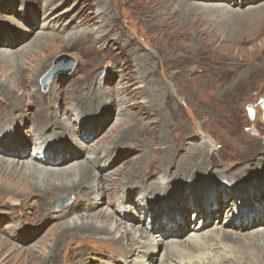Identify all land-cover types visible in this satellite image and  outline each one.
<instances>
[{"label": "rangeland", "instance_id": "374dc122", "mask_svg": "<svg viewBox=\"0 0 264 264\" xmlns=\"http://www.w3.org/2000/svg\"><path fill=\"white\" fill-rule=\"evenodd\" d=\"M148 1L0 0V84H7L11 89V84L21 83L26 90L35 94L32 95L33 99L43 95L41 103H48L46 109L41 110L43 113L58 110L60 104L58 119L67 117L65 121L72 125L73 131L56 138L55 142L51 137L49 139L54 143L63 139L57 149L62 145L72 155L82 148L84 157L94 156L95 149L105 151L108 161L114 160L111 169L105 171L106 183L125 179L133 170L135 177L138 174L144 177L143 168L155 161L152 172L141 182L146 183L144 188L149 189V181L156 180L162 174L175 176L183 168L177 165L189 164L203 157L202 147L194 141L209 140L213 147L209 155H205L203 167L211 164L212 171L201 173L200 170L193 173L191 178L194 176L197 184L203 181L200 187L209 184L214 185L215 190L225 187L223 183L217 185V182L206 177L216 181L237 179L245 170L242 163L261 148L264 149V16L252 18V11L259 7L249 9L264 0H249L248 4L244 0H150L153 4L150 13L147 11ZM226 5H230L233 11L228 13ZM166 20H173L174 23L163 26ZM14 42L18 46L11 47L10 43ZM61 54L68 55L73 62L66 59L62 65L55 67L56 58ZM46 59L49 66L47 63L39 74L40 62ZM71 63L72 67L67 72L66 66ZM253 67L257 71L252 70ZM50 71L54 74L43 89V77ZM35 76L37 81L34 80ZM99 89H104L103 95L99 94ZM12 95L20 98L21 89L15 88ZM99 95L107 102L110 100L112 106L88 112L82 120L74 121L76 116L73 114L77 113V109L72 110L73 105L83 98L82 101H85ZM9 98L0 90V113L13 117L18 112L8 106ZM126 100L136 106L137 115L140 116L138 110L142 108L150 113L149 118L142 121L135 119ZM25 109L31 112L33 107L27 106ZM119 118L122 119L121 124L117 123ZM95 123L99 127L96 126L91 139L78 137V131L75 132L77 127L80 134L88 135ZM29 124L31 122L28 120L21 119L14 127L19 145L11 148L17 150L27 144L28 154L22 156L20 161H30L32 139L38 140L35 134L31 135L32 127ZM117 124L122 130L120 133L116 132ZM121 133L126 135L124 140L118 138ZM192 138L193 141H190ZM113 143H119V146ZM151 156L156 160H152ZM170 162L173 166L166 169ZM218 170L232 171L236 176L216 177L214 175L218 174ZM247 171L252 172V169ZM262 171L264 167L255 169L253 173L261 175ZM3 172H0V264H74L87 250L116 251L119 246L124 249L125 243L134 244L135 239H129L131 236H127L123 244H117L95 235H85L64 239L57 249L53 248L52 244L68 219L58 223V219L47 218V209L52 204L48 200L52 198L51 195L38 198L34 191L18 183L17 175L5 176ZM185 180L179 178V183L183 182L180 193L192 194L190 191L196 187L184 185ZM227 190L225 187L224 191ZM173 192L174 195H171ZM176 193L174 190L169 195H157L158 192H155L153 197L158 206L165 201H171V205L169 208L158 207L155 202H150L148 211L147 208L142 209L137 196L126 201L127 207L124 208L111 206L110 193L103 199L104 204H109V208L114 210L116 218L121 219L123 214L128 213L131 216L125 222L134 220L140 229L156 237V233H160L157 228L177 213ZM121 195L126 197L121 192L115 198ZM96 196L100 197L91 193L90 199H97ZM237 197L226 200L222 209L211 216H201L203 204L190 197L193 200L185 203L187 212L183 221L188 230L178 234L177 239L184 241L190 228L200 222V225L205 224L201 232L208 233L233 220L236 214H241L237 218L240 221H235L239 223L247 220L248 216L244 213L264 207V192L250 204L248 201L244 204ZM11 199L15 202H10ZM74 199L71 193L55 198L53 210L58 211L72 204ZM114 223L115 219L111 218L108 227L111 228ZM250 229L257 228H248L249 232ZM246 231L241 230L242 233ZM18 232L34 237L19 241V238L16 240L9 236ZM114 234L119 235L118 232ZM170 235L173 236L172 233H161L156 239L162 241ZM159 246L160 254L165 252L163 246L169 248L165 244ZM46 252L51 256L47 257ZM138 255L135 250L129 259L137 261ZM248 256L243 264H253V254ZM115 257L110 251L103 261L113 264ZM93 261L102 264L97 259Z\"/></svg>", "mask_w": 264, "mask_h": 264}, {"label": "bare ground", "instance_id": "6f19581e", "mask_svg": "<svg viewBox=\"0 0 264 264\" xmlns=\"http://www.w3.org/2000/svg\"><path fill=\"white\" fill-rule=\"evenodd\" d=\"M244 1L245 3L248 4L249 0H244ZM226 6L230 7V8L226 7L229 10L228 13L233 11L230 5H226ZM223 7L225 6L223 5ZM255 7L257 8L259 7L258 9H260L261 7L263 8L258 10ZM152 8H153V4L149 0L147 11L149 12L150 10H152ZM249 9L257 10V11L251 10L252 11L251 14H254L253 16H250L252 18L257 17L259 15L264 16V1L262 3H259L258 6H254L253 8H249ZM236 13L237 11L235 12V14ZM172 23H174L173 20L171 21L166 20L163 26L167 27ZM10 45L11 47L14 46L16 47L18 46V43L14 42V43H10ZM39 54L40 53H38L37 56ZM47 63H48L47 59L45 61L40 62V68L38 71L39 74L41 71H43V67ZM252 70L257 71V68L253 67ZM36 76L34 80L38 79L36 78ZM11 85L12 87L10 89L7 84H0V90L4 91L7 95L10 96L8 100L9 102L8 106H10L11 109H15L18 112L13 117L8 113L7 114L0 113V116L2 118V122L0 121L1 122L0 123V172L4 171L2 174H4L5 176L17 175L18 183L25 185V187L28 188V190L34 191L35 194H37L38 198L44 197L45 194H50L51 195L50 197L52 198L48 200H50L52 204H50L47 209V211H49L47 218L58 219L59 220L58 223H61L64 220L68 219L67 222H65L63 231H61L60 235L56 238L55 242L52 244L53 248L57 249V246L62 244V240L64 239L67 240L69 237L72 236L84 237L85 235L88 236L95 235L98 238L99 237L105 238L117 244H123L124 239L127 236H131L129 237V239L131 238L135 239L133 245L125 243L126 245L124 244L125 246L124 249L120 248L119 246V248H117L116 251L108 250L109 252L112 251L113 255L116 256L114 258L113 264H157V262H160L159 264H243V262H246L245 259L249 257L248 254H253V258H252L253 261H251L253 264H264V207L263 206L261 208L257 207V210L251 209L248 212L244 213L246 216H248L246 221L237 223L235 221H240L237 218L238 216L240 217L241 214L234 215L233 217L235 218L233 220L232 219L229 220L226 224L224 222L223 224H221L220 227L213 229L211 232H214V234H211V232L206 233L205 231L202 233L201 230L205 229L204 227L205 224L200 225L201 222L199 220L200 224H198L197 226L195 225L194 227L192 226L193 228H190L191 230L187 232L186 237L183 238L184 241H180L177 239L178 234H182L183 231L188 230V226L186 227L185 225L186 223L183 222L185 220L184 213L187 212L186 211L187 206L185 205V203L188 202V200L189 201L190 199L191 200L196 199L197 201L200 200L201 205L203 204L202 209L200 210V214H203L201 216L204 215L211 216L215 212L220 211V209H222L223 205L226 203V200L228 201L230 198H232L231 200L233 199L235 200L234 197L238 196L236 198L237 200L241 202L244 201L245 202L244 204H246L248 201L249 202L248 204H250V202L255 200L260 193L264 192V172L262 171L261 175L260 174L255 175L253 173L255 169L259 170V168L262 169L264 167L263 166L264 149L261 148V151H259L255 155H252L251 157L247 155L249 157L248 161L242 163L244 167L242 169L245 170L244 171L242 170L243 173L241 174V177L237 179L231 181H224V180L216 181L211 177H206L209 180L211 179V181H214L215 183L217 182L216 183L217 185L223 183V185H225V187L229 189V191L227 190V192L224 191L225 187H221L219 189L217 188L215 190L216 187H214V185L211 184L205 187H200V185L204 182L202 181L197 184L198 180H195V178H193L194 176L191 178L193 173H196L197 171L202 170L201 173H209L212 171L211 168L212 166H210L211 164L209 166H206L207 170L205 167H203V164L205 163L204 161L205 155L208 156L209 151H211L213 147V145L209 140L194 141L202 147V150L204 152L202 153L203 157L201 156L197 158L196 161L191 160L193 162L189 164L183 163L181 165H177V167L181 168L183 166V168L180 169V172L175 176L173 175L167 176L166 174L165 175L162 174L160 175V177H157L156 180L154 179L149 181L148 183L149 189L144 188L146 183L141 184V182L143 183V181L147 179V176L152 172L151 171L152 167L156 165L154 163L155 161L149 162L148 165L143 168L144 177L141 174H138V176L135 177L134 175H132L135 172V170H133L131 171V174H129L127 178L125 179L122 178L123 180L118 179L116 181L118 183L116 182L109 183V181L108 183H106L107 175L105 171L111 169L114 160L108 161V158H106L105 151H101V149L96 151L95 149L94 156L87 155L86 157H84L82 155L83 154L82 149L84 148L79 149L78 152H74L75 156L72 155L71 153H68V151L64 150L63 149L64 147L62 145L59 147V149H57V146L63 142V139L58 141L57 143H54L56 138L62 135L64 136V134L73 131L72 125L66 123L65 121L67 117H63L60 120L58 119V112L61 111V105L59 104L58 110L56 109V111L51 110V112L49 111L48 113L47 112L43 113L41 112V110L42 111L45 110L46 107L48 106V103H41V101L44 100L43 95L38 99L35 98L33 99L32 95L35 94L26 90L21 83H16ZM17 87L20 88L22 92L20 98H16L15 96L12 95L13 91ZM56 91L59 95L60 92H58L57 89ZM47 93H49V90ZM103 93H104V89L103 90L99 89V94L103 95ZM82 100L81 101L78 100V102H76V104L73 105L72 107V110L77 109L76 110L77 113L73 114L76 116L74 119V121L76 120V122L78 119L82 120L84 116H87L88 112H94L95 110L98 109L105 110V109H109V106H112V102H109L110 100L107 102L100 95L97 97H90L88 100L85 101ZM130 100L129 101L126 100L127 101L126 103L128 104L127 106L129 108V111H131V114L135 119H139L140 121H142L145 118H149L150 113L148 111L146 112L142 108L138 110L140 112V116L137 115L135 113L136 106L131 105ZM27 106L33 107V110L29 112V110L25 109V107ZM48 109L49 108H47V110ZM81 113H85L86 115H83ZM93 117L96 116L93 115ZM21 119L28 120L29 122H31V125L29 124L32 127L31 135L35 134L36 137H38L37 139L39 140L38 141L36 139H32V145H31L32 153L31 154L29 153L31 155V157L29 156L30 161L29 160L20 161L22 156L28 154L27 153L28 151L26 152L27 144L18 147L17 150L11 148V146L16 147L19 145L18 139L16 138L14 133L15 132L14 127L15 124L19 123ZM117 121H118L117 123L119 124L122 123L121 118L117 119ZM84 124H90V123L85 122ZM119 124H117L116 127V129H118L116 130V132L118 133L122 132V130L119 128ZM96 126L99 127L98 123L92 124L93 130L91 134L88 135L80 134L79 127H77L75 132L78 131V137H83V139L85 138L86 140H89L93 136ZM129 126L132 127L131 124ZM47 131L48 133H46ZM138 131H137V135L140 134ZM50 137L53 139L54 142L49 139ZM118 138L119 140H124L126 138V135L121 133L118 135ZM41 139H44L45 141L42 142ZM193 139L194 138H192V140L190 141H193ZM80 141H77V143L80 144L81 143ZM113 144L119 146L118 145L119 143H113ZM86 148H88V146H86ZM88 149L90 150V148ZM155 150L157 151L158 147H156ZM6 156H10V157L6 158ZM81 156L83 157V159H81ZM198 159H200L201 162L200 160L198 162ZM152 160H156V158H152ZM196 165H198L199 167H197ZM166 166H167L166 169H169V167L173 166L172 162L168 163ZM246 169L247 170L252 169V172L247 171ZM218 171H219L218 174L214 176L216 177L224 176L225 178H232L236 176L234 174L235 172L232 171H228V170H218ZM177 176L179 178L186 179L184 185L188 187L195 185L196 189L190 191L192 194L180 193V190L183 186V182L179 183L180 181ZM175 177H177V179H174ZM31 180H33V182ZM169 181L173 183H170ZM107 188H109L110 190L107 191ZM172 190L177 191V193L175 194L178 200L177 213L174 217H172L171 219L166 221V223L162 224L159 228H157V232L160 233L159 234L156 233L155 236L156 237L161 236V233H167V232L172 233L173 236L171 237L170 235L167 238L163 239L162 241H160V239H156V237H154V234H150L149 232L144 231V229L143 230L140 229L139 226L136 225V222L134 224V220L125 222L124 220L129 219V217L131 216L128 213H127L128 215L126 213L123 214L120 217L121 219H119V217L116 218L117 216L114 214V210H111L109 208L110 206L109 204L105 205L103 199V197L106 196L107 193H110L109 197L111 199V206L116 205L117 207L124 208L127 207V204H125L126 201L132 200L134 199V197L137 196L140 199L139 204L141 205L142 209L147 208L148 211V207H147L148 204L150 202L153 203L155 202V199L153 197L155 192H158L157 195L160 194L167 195ZM121 192L126 194V197L121 195V197L116 199L115 196L117 194H120ZM218 192L219 194H217ZM70 193L74 195L75 202L63 207L62 209L60 208V210L58 211H54L53 201L55 200V198H58L60 196H65ZM91 193H96L100 197L96 196L97 199L91 198L92 199L91 200L90 199ZM172 194L174 195V192L171 193V195ZM188 196L192 197L193 199ZM89 200L91 201L88 202ZM10 202H15V201L11 199ZM47 202L49 203V201ZM244 204H242L241 206H244ZM100 205L102 206L100 207ZM170 205H171V201L169 202L165 201L161 206L158 205L157 206L169 208ZM155 209L157 210V208ZM132 211L135 212V210ZM233 211H235L234 208ZM111 218L115 219L116 224L114 223L115 225H113L110 228L108 227V224L110 223ZM95 222H98L99 224H96ZM55 225H60V224L56 223ZM248 228H257V229H250L251 232H249ZM243 229H247V231L242 233L241 230ZM115 232H118L119 235L116 236V234H114ZM9 236L16 240L17 238H19L20 239L19 241L24 240L25 237L27 238L26 240H30L34 237V235H30V234L24 235L20 232H18V234L15 233L9 234ZM154 240L157 241L154 242ZM160 244H165L169 247L167 248L166 246H163L165 252L164 253L162 252L161 254H160V246H159ZM135 250H137V252L139 253L137 261L135 259L133 260L129 259L130 254ZM108 251L105 250L101 252V251L93 250L90 252V250H87L86 254H84V256H82L79 259L78 263H74V264H97L93 261L94 259H97V261L102 264H110L108 261H103V258L106 256V253H109ZM205 251L207 252L205 253ZM212 251H214V253ZM211 252L212 254H209ZM98 253H101V255H97ZM227 253H230V255H227ZM46 256L49 257L51 255L49 254V252H46ZM248 264L251 263L248 262Z\"/></svg>", "mask_w": 264, "mask_h": 264}, {"label": "water", "instance_id": "95a60500", "mask_svg": "<svg viewBox=\"0 0 264 264\" xmlns=\"http://www.w3.org/2000/svg\"><path fill=\"white\" fill-rule=\"evenodd\" d=\"M66 59H69V60H71V62H73L72 59H70V57L68 55L61 54V55H59L56 58L55 67H57L58 65H62V61L66 60ZM71 67H72V63L69 66L67 65L65 70L68 72V71H70ZM53 74H54V72L53 71H50L46 75H44V77H43V83H42L43 89H45L47 87L48 82L50 80V77H52ZM250 114L252 115V111H250Z\"/></svg>", "mask_w": 264, "mask_h": 264}]
</instances>
